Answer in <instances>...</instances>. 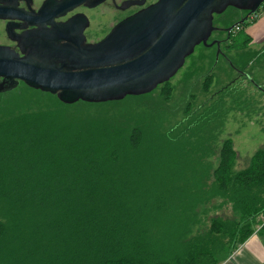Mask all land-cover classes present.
Returning <instances> with one entry per match:
<instances>
[{
  "label": "trees",
  "instance_id": "1",
  "mask_svg": "<svg viewBox=\"0 0 264 264\" xmlns=\"http://www.w3.org/2000/svg\"><path fill=\"white\" fill-rule=\"evenodd\" d=\"M237 26L242 38L228 48L251 43L243 33L250 22ZM260 57L264 63V51ZM24 87L50 105L0 110V264H224L264 230V149L237 171L231 139L214 150L211 127L221 113L211 107L205 115L210 105L195 116L188 106L184 121L164 131L162 116L147 112L69 114L158 88L65 105ZM226 206L229 216L220 213Z\"/></svg>",
  "mask_w": 264,
  "mask_h": 264
},
{
  "label": "water",
  "instance_id": "2",
  "mask_svg": "<svg viewBox=\"0 0 264 264\" xmlns=\"http://www.w3.org/2000/svg\"><path fill=\"white\" fill-rule=\"evenodd\" d=\"M105 1L48 0L38 14L27 16L19 13L23 11L17 9V0H5L0 6V20L23 19L38 29L20 37L22 57L0 46V94L25 84L56 96L65 105L104 104L150 94L177 75L196 47L207 45L215 30L214 13L222 14L229 7L249 12L236 24L243 25L264 3L159 0L117 25L107 38L95 44H86L83 33L88 20L84 15H76L63 25L54 24L55 18L77 7L94 8ZM48 25L52 29L48 30ZM61 40L72 44L60 45ZM217 46L220 53V43ZM61 61L70 64L57 67Z\"/></svg>",
  "mask_w": 264,
  "mask_h": 264
},
{
  "label": "rangeland",
  "instance_id": "3",
  "mask_svg": "<svg viewBox=\"0 0 264 264\" xmlns=\"http://www.w3.org/2000/svg\"><path fill=\"white\" fill-rule=\"evenodd\" d=\"M77 12L85 13L90 19L91 26L86 35L91 43L104 38L123 17L121 14L110 12L107 5L95 10L79 9ZM233 21H239V18H233ZM241 31L242 29L232 40H240ZM243 33L247 35L246 28ZM231 44L230 42L224 45L221 54L215 47H198L169 84L159 87L144 98L131 99L118 105L88 107L87 112H78L74 107L69 110V114L75 113L77 117L90 115V118L97 119L147 112L152 116H162V130L166 131L184 121L188 106L191 109L188 115L195 116V112L200 114L198 110L210 105L205 115L210 111L213 113V108L217 113H221V117L213 122L211 127V135L216 137L214 150L218 153L222 144L231 139L235 151L241 157V163L237 162L235 169L243 170L249 166L252 155L257 150L264 149V63L262 57L259 58L264 47L254 48L249 44L251 48L249 45L240 49L228 48ZM227 59L232 62L233 67L250 75L263 89L260 91L242 73L235 71ZM207 78H212V81L209 90L205 92ZM24 86L20 84L17 91L0 97V110H18L21 107L23 111L31 113L49 108V96L33 94ZM85 107L87 106H78L82 109ZM194 120L195 118L190 121ZM227 208L228 206L223 208L220 213L229 216ZM214 214L216 212L212 213L210 218Z\"/></svg>",
  "mask_w": 264,
  "mask_h": 264
},
{
  "label": "flooded vegetation",
  "instance_id": "4",
  "mask_svg": "<svg viewBox=\"0 0 264 264\" xmlns=\"http://www.w3.org/2000/svg\"><path fill=\"white\" fill-rule=\"evenodd\" d=\"M5 0H0V6L2 7L4 5ZM18 5L17 9L21 10L23 12H19L20 14L31 16L32 14H38L41 9L43 8L44 4L48 0H17ZM61 1V0H58ZM159 2V0H106L102 4L98 5L97 7L94 8H89L86 5H82L80 7H77L76 9H73L72 11L68 12L64 16H60L58 18L54 19V24H59L63 25L75 18L76 15H84L87 20H88V27L84 30V37L86 39V44H95L99 43L105 38H107L111 32L114 30V28L122 23L123 21L127 20L130 17L136 16L139 13L143 12L144 10L156 5ZM218 3V0L216 1ZM264 4V3H263ZM109 8V11L112 12L113 14H121L123 15L122 19L116 23L109 32L106 33L104 38L101 40L91 43L87 39V31L90 29L91 22L89 17L82 12H77L79 9H84V10H95L101 6H105ZM249 15V12L246 11H239L235 8L229 7L224 13L218 14L214 13L213 14V28L215 29L212 32V35L210 39L207 42V45L201 44L198 47L202 46L205 48H213L215 47L216 51L218 49L217 44L220 43V50L221 48L226 45L227 43H230L233 37L238 34L235 32L236 24L246 18ZM233 18H239V21H233ZM252 18V17H251ZM217 20V24H216ZM37 26H31L28 21L23 20V19H15V20H0V46L8 47L17 53L20 54V56H23L22 52V47H20L19 39L26 33H32L33 31L37 30ZM48 30L52 29L50 25L47 27ZM231 29V30H230ZM230 30V32H228ZM241 30V28H240ZM215 35V37H214ZM232 43V42H231ZM60 45H70L72 42H69L67 40H61L59 42ZM75 47V46H74ZM196 47L195 50L198 48ZM195 52V51H194ZM194 54V53H193ZM221 54V53H220ZM191 57V56H190ZM188 57L187 59H189ZM186 59V61H187ZM219 59V57H218ZM225 59V58H224ZM185 61V63H186ZM228 62L229 59H227ZM70 63L68 62H62L61 63H56V66L59 67L61 65H69ZM64 71H67V69H64ZM242 73L241 71H239ZM244 74V73H242ZM240 74V75H242ZM245 75V74H244ZM174 78V77H173ZM172 78V79H173ZM170 79V81L172 80ZM169 81V82H170ZM3 82L2 79H0V84ZM169 82L163 84H169ZM160 85L159 87L163 86ZM158 87V88H159Z\"/></svg>",
  "mask_w": 264,
  "mask_h": 264
},
{
  "label": "crops",
  "instance_id": "5",
  "mask_svg": "<svg viewBox=\"0 0 264 264\" xmlns=\"http://www.w3.org/2000/svg\"><path fill=\"white\" fill-rule=\"evenodd\" d=\"M249 22L250 26L246 28V33L251 39V47L263 48L264 17H253ZM260 230L261 226L224 264H264V236H261L264 230L261 232Z\"/></svg>",
  "mask_w": 264,
  "mask_h": 264
},
{
  "label": "built area",
  "instance_id": "6",
  "mask_svg": "<svg viewBox=\"0 0 264 264\" xmlns=\"http://www.w3.org/2000/svg\"><path fill=\"white\" fill-rule=\"evenodd\" d=\"M257 16H264V4L260 6L259 10L256 12V14L252 16V18L257 17ZM239 31H240V28L237 26L235 28V32H239Z\"/></svg>",
  "mask_w": 264,
  "mask_h": 264
}]
</instances>
